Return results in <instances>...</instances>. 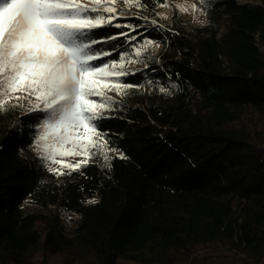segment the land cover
I'll return each mask as SVG.
<instances>
[{
  "label": "trees",
  "instance_id": "obj_1",
  "mask_svg": "<svg viewBox=\"0 0 264 264\" xmlns=\"http://www.w3.org/2000/svg\"><path fill=\"white\" fill-rule=\"evenodd\" d=\"M143 2L146 9L133 8L151 17L166 0ZM206 4L207 22L192 28L182 20L156 27L137 14L117 21L142 26L160 50L143 58L155 72L125 78L144 89L103 124L128 157L110 172H47L32 152L36 114L23 107L0 114V264L263 260L264 126L245 118L264 116V0ZM28 202L55 213L27 210ZM63 212L78 215L73 229Z\"/></svg>",
  "mask_w": 264,
  "mask_h": 264
},
{
  "label": "snow or ice",
  "instance_id": "obj_2",
  "mask_svg": "<svg viewBox=\"0 0 264 264\" xmlns=\"http://www.w3.org/2000/svg\"><path fill=\"white\" fill-rule=\"evenodd\" d=\"M133 7L147 6L143 0H0V114L27 103L38 124L34 151L57 177L85 176L88 167L110 172L115 160L128 159L103 124L119 118L113 113L124 97L144 89L125 78L143 72L133 65L155 72L142 57L160 47L138 31L142 26L117 22ZM102 28L121 31L98 38ZM117 40L122 42L111 48L96 47Z\"/></svg>",
  "mask_w": 264,
  "mask_h": 264
},
{
  "label": "rangeland",
  "instance_id": "obj_3",
  "mask_svg": "<svg viewBox=\"0 0 264 264\" xmlns=\"http://www.w3.org/2000/svg\"><path fill=\"white\" fill-rule=\"evenodd\" d=\"M195 6V7H193ZM120 7H125L124 4H121ZM186 9V10H181ZM142 15L144 20H148L149 22L155 20L158 25H172L176 21H183L187 28H192L196 25H202L207 22V4L203 2V0H166L165 4L161 6L155 16L148 17L143 12H140L137 9L131 8L124 15ZM160 50V47L153 48L149 51V54H156ZM144 56L143 58L147 57ZM134 68L143 69V64L133 65ZM147 89V88H146ZM115 95V94H113ZM119 99V97H117ZM21 103L24 104V109L27 113L28 105L25 101L21 100ZM246 122L249 123L254 128H259L260 126H264V116L255 111H249L246 118ZM33 155L37 156L34 151V144L32 147ZM38 157V156H37ZM27 210H41L46 212L49 216H52L55 213L54 209L43 210L36 206H33L31 203L26 204ZM63 221L69 229H73L78 221V215L73 212H63L62 214ZM240 255H244L241 251ZM252 264H264V257L260 263H255L254 259L251 261ZM220 264H232V263H220Z\"/></svg>",
  "mask_w": 264,
  "mask_h": 264
},
{
  "label": "built area",
  "instance_id": "obj_4",
  "mask_svg": "<svg viewBox=\"0 0 264 264\" xmlns=\"http://www.w3.org/2000/svg\"><path fill=\"white\" fill-rule=\"evenodd\" d=\"M239 4H256L257 0H235Z\"/></svg>",
  "mask_w": 264,
  "mask_h": 264
}]
</instances>
